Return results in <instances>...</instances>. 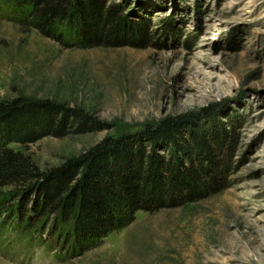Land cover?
<instances>
[{"label": "rangeland", "instance_id": "374dc122", "mask_svg": "<svg viewBox=\"0 0 264 264\" xmlns=\"http://www.w3.org/2000/svg\"><path fill=\"white\" fill-rule=\"evenodd\" d=\"M98 1L123 16L124 44L78 46L62 23L45 35L0 0V98L47 97L94 118L84 131L8 145L45 170L170 116L185 140L196 130L230 140L227 165L213 172L215 190L136 209L83 247L72 221L0 186V264H264V0ZM177 144L155 150L212 171L216 150Z\"/></svg>", "mask_w": 264, "mask_h": 264}, {"label": "trees", "instance_id": "16d2710c", "mask_svg": "<svg viewBox=\"0 0 264 264\" xmlns=\"http://www.w3.org/2000/svg\"><path fill=\"white\" fill-rule=\"evenodd\" d=\"M10 3L20 19L45 35L56 36L62 23L78 46L125 43V20L112 4L98 0ZM93 122L81 109L55 99L24 94L0 98V186H12L8 192L20 202L29 197V208L44 217L54 214L59 222L72 221V235L82 247L125 225L136 209L175 205L215 190L213 172L227 165L224 157L230 152V140L205 139L200 130L191 132L187 140L192 148L217 151L212 171L205 174L199 162H184L176 152L167 158L158 153L155 147L160 141L172 145L187 141L178 136L179 119L170 116L104 137L78 156L45 170L8 145L84 131Z\"/></svg>", "mask_w": 264, "mask_h": 264}]
</instances>
